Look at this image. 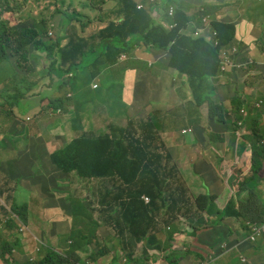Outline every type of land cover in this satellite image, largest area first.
<instances>
[{
    "label": "crops",
    "instance_id": "1",
    "mask_svg": "<svg viewBox=\"0 0 264 264\" xmlns=\"http://www.w3.org/2000/svg\"><path fill=\"white\" fill-rule=\"evenodd\" d=\"M39 1L50 2V0ZM71 1L68 0V5H72ZM183 1L189 6L187 15L192 19L190 29L195 25V28L200 30L201 17L193 13L196 11L193 7L200 4L199 0ZM213 1L221 5H230L234 2L230 5L233 6V10L226 15L221 12L220 16L222 21L233 23L236 27L235 40L230 44V48L226 47L233 66L227 70L229 75L222 76L221 82L211 81L215 84L212 101L220 103L225 110H230L225 122L211 120L208 110L196 104L188 77L179 76V72L170 67L171 57L166 56L167 50L146 46L141 43L142 41L136 42V38H132L134 44L131 51L123 52L114 62L104 59L102 63V66H108L109 69L112 67L113 70L119 66L116 70L117 80L102 84L98 88L93 84L97 83L96 79L102 76L101 73L92 80L90 75L84 77L83 83H79L76 77L73 83L74 89L67 96L69 105L63 111L54 113L47 103L40 113L31 108L27 109L24 113L25 117H17L14 123L0 117L1 205H6L8 210L17 206L23 208L24 213H27L29 226L34 229V223L42 227L38 234L42 246L50 245L48 241L53 238L57 226L63 225L66 228L58 231L54 239L65 250L66 243L61 242L60 239L71 234L77 219L74 214L81 213L83 208L86 212L94 208L97 211L96 219L104 214L99 221V228L96 229L95 224L86 214L93 233L89 235L87 232L89 227H87V237L77 239L74 236L80 249L77 254L70 255L69 259L78 261L79 264H94L99 258V252L112 256V258L109 256L111 260L108 264H114L123 258H126V264H147L148 261L150 264H264V233L257 241H251L253 229L259 227L264 220L259 222L244 217L224 216L231 200L237 202V210L240 208V203H244L242 206L245 211L252 208L251 210L255 212L261 210L260 202L264 201L262 173L255 191L246 189L238 194L239 181L251 175L254 143L252 128L248 124H245L239 132H235L236 127L230 123L234 118L233 109L237 98L241 100L243 98V102L253 105L251 110L244 108L246 116L247 112H251L250 115L254 118L253 127L260 131L264 129V109H261L264 105V93L261 94V91L264 92V27L262 26L264 9L258 12L261 24H256L249 20L252 12H248V9H251V4H246V13L240 11L245 0ZM83 2L88 7V0ZM201 2L211 3L206 0ZM216 6L219 9V6ZM206 7L215 6L208 4ZM23 8L22 13L15 12L10 17L12 25L15 14L17 22L27 21L23 23V27H29L27 17L29 13H33V9L26 10L24 5ZM50 9L51 12H45L48 21L47 31L54 29L57 33L62 32L60 36L73 35L71 17L64 13L56 15L59 11L56 4L55 8L50 5ZM86 12L93 17L91 11L86 9ZM52 16L55 18L51 20ZM197 16L200 18L198 19ZM57 19H61V22L58 23ZM109 21L105 19L101 27ZM99 29L91 26L88 34L93 37ZM238 32L242 34V39L238 43L240 51L233 53ZM67 41L68 39H65L62 45ZM122 55L128 59L123 69L119 61ZM219 58L221 59L220 53ZM258 71L260 75L256 74ZM229 76L235 80L227 82ZM254 76H256L254 79H248L246 85L242 84L245 79ZM48 84L49 82L46 81L44 86L41 85L37 93L51 94L52 91L46 89ZM92 85L98 89H94ZM205 105L208 107V104ZM187 108L195 117L194 120L184 117L177 119V128L174 131L169 127L173 119L156 126L158 139L166 148L165 157L167 155L171 157L170 163L177 167L182 180L180 189L177 186L172 189L173 196H170V200L175 203L181 194L185 209L177 205L175 211L167 213L166 209L156 208L152 203L148 205L145 203V207L140 209L131 208L130 211L135 214V222L130 228L138 226L139 234L143 235L145 232L146 234L133 236L126 231L124 238L128 251L140 254L128 258L120 240L114 241L118 246L112 248H109L107 243L110 240V233L106 221L118 220L120 223L123 221L121 214H117L115 210L120 208V205L128 207L125 198L119 199L117 203H102L101 206L97 204L99 201L95 200L99 191L92 186L80 187V183L73 195L67 199L59 198L63 185L67 187L70 185L68 178L76 176L74 174L69 176L57 170L49 156L52 152L65 147L75 133H86V126L78 120L85 111L99 110V115H96L102 119L103 133H106L110 131L111 126L128 127L130 120H148L156 116V120L161 121L166 116L174 118V115L177 118L182 110L187 111ZM66 116L73 119L74 130L67 131L64 126ZM95 121L96 116L93 117V123ZM107 184L108 187L101 190L103 197L112 189L109 182ZM81 196H88L89 203L80 205L78 202ZM100 208L104 211L101 214L98 213ZM0 214L7 215L6 211L1 209ZM147 231L149 234L146 237ZM154 237L158 246L156 250L152 246ZM97 238L100 239L102 246L97 245ZM27 239L25 237L23 240L26 248L34 244L33 241L27 242ZM105 245L109 250L104 248ZM19 253L28 258L26 253Z\"/></svg>",
    "mask_w": 264,
    "mask_h": 264
},
{
    "label": "trees",
    "instance_id": "2",
    "mask_svg": "<svg viewBox=\"0 0 264 264\" xmlns=\"http://www.w3.org/2000/svg\"><path fill=\"white\" fill-rule=\"evenodd\" d=\"M13 1L0 0V117L5 121L14 123L17 117L24 118V113L29 108L40 113L47 103L52 112L63 111L69 105L67 96L74 89L76 77L79 83H83L84 77L89 75L91 80L97 78L101 73L103 57L114 62L123 52L131 51L134 44L132 38H136V42L142 41L146 46L167 50L171 54L170 67L178 71L179 76L188 77L196 104L208 110L211 120L226 121L228 111L220 103L212 101V98L215 93L214 83L220 81L222 63L219 58L220 50L235 40L236 27L235 24L220 19L221 11L217 6L200 9V12L208 17L210 30L217 33L219 46L215 47L210 40L196 37L197 28L190 29L192 19L190 20L187 15L189 6L185 5L183 0H156L152 7L149 4L141 10H138L133 0H112L107 9L105 6L108 0H88V7L83 0H72V5L67 6L61 4L63 0H50L52 8H55L56 4L59 12L71 17L74 27L73 35L57 36L55 40L48 37L45 7L42 15H29L35 19L29 20L31 21L29 27H23V23L27 21L17 22L15 14L12 25L6 14L11 13L12 16L13 13L19 12L13 7ZM248 1L249 4L255 5L251 6L248 12L255 13L264 9V0ZM86 9L92 12L93 17ZM171 9L174 10L173 18L169 15ZM157 14L161 20L175 25L169 30L165 29L153 18ZM105 19L110 21L101 27ZM249 20L261 24L252 13ZM91 26H95L96 29L101 27L93 37L88 34ZM65 39L68 41L62 45ZM46 59L51 61L48 66L44 61ZM213 80L214 83L211 82ZM46 81L49 82L46 89H50L52 93H37ZM237 99L233 109L234 125L242 120L241 110L244 107L249 110L253 108V105L243 102V98ZM205 104H208V107ZM250 114L251 112H247V118L243 116V120L252 128L254 147L251 175L239 181L238 194L246 189L255 191V188H258L264 160V146L260 145L264 140V129L260 131L253 127L254 118ZM182 117L191 120L195 118L187 108V111L183 109L177 118L174 115V118L166 116L161 121L156 120V116L148 120H130L128 127L111 126L110 131L99 135L85 133L49 156L56 169L62 173L74 174L83 182L88 179L89 181L85 182L86 186H92L99 191L95 197V200L99 201L97 204L117 203L119 199L125 198L128 207L120 205V208L115 210L117 214H121L123 221L120 223L118 220H109L106 223L110 235L114 237V241L120 240L128 258L140 254L128 251L124 238L126 231L133 236L146 234L145 232L140 235L138 226L130 228L135 222V214L130 211L131 208L145 207L143 198L147 197L154 207L164 208L167 213L175 211L178 206L185 209L181 194L175 203L170 200V196H173L172 189L175 186L180 189L182 180L177 167L170 163L171 157L168 155V158L165 157L166 148L159 141V133L156 131L157 124H165L170 119L173 120L169 127L174 131L177 128V119ZM136 123L138 125H135ZM108 182L112 189L103 197L101 190L108 187ZM78 203L88 204L89 197L81 196ZM236 203L234 200L228 203L224 216L244 217L259 222L264 220V201L260 202L261 210L256 212L251 210L252 208L245 211L242 206L244 203H240L237 210ZM0 209L6 211L9 216L7 229L12 232L11 237L6 238L0 231V247L6 263L16 264L15 251L22 252V246L26 250L27 248L23 244L25 238L23 235H20L21 239H17L16 229L19 225L12 215L17 213L27 221V213L19 206L8 210L1 205V199ZM103 212L102 208L98 211L99 214ZM96 213L94 208L87 212L83 208L81 213L74 214L77 219L71 234L60 239L66 243L64 250L66 256L49 252L50 248H45L48 250H43L38 259L28 254L24 264H72L69 256L77 254L80 249L75 238L84 239L88 234L91 235L93 233L91 222L95 224L96 229L100 226L99 221L104 214L96 219ZM86 214L89 215L91 222L87 220ZM148 234L147 231L146 237ZM96 243L102 246L99 238ZM104 248L109 250L107 245ZM147 264H150V261Z\"/></svg>",
    "mask_w": 264,
    "mask_h": 264
},
{
    "label": "rangeland",
    "instance_id": "3",
    "mask_svg": "<svg viewBox=\"0 0 264 264\" xmlns=\"http://www.w3.org/2000/svg\"><path fill=\"white\" fill-rule=\"evenodd\" d=\"M206 1L211 2V3L202 4L201 0H199L200 4H198V6L195 5L193 7V10H194V8L196 10V11H193V13L196 14V15H199L202 18V23H201V26H200V30H202L203 32L200 35V34H198V31H197L196 37H198V38H206V39L210 40L211 42H213L214 39H215V36H214V32L215 31H211L210 30L209 23L208 24H205L204 23V19H208V17L205 16L203 14V12L200 13V9H202L203 7L205 8L206 5H208V4H213L214 6L218 5L220 11L222 12V14L223 15H226L230 11L233 10V6H230V5L233 4L234 2H231L230 5H224V4L221 5L218 2L213 1V0H210V1L209 0H206ZM144 2H145L146 5H148V3H147L146 0ZM155 3H156V1L151 4V7ZM244 3L241 5L240 11L243 12V13H246V11H247V5L246 4H249V1L248 0H245ZM61 4L64 5V6H67L68 5V0H63V3H61ZM110 4H111V1L108 0L107 5L105 6V9H107L110 6ZM12 5H13V7L16 10H19L20 13H22L24 11L23 5H24V7H25L26 10L33 9V13H29V15L31 14L33 16H36L37 14L42 15L43 12H44L43 11V8L44 7H45V10L47 12H51L52 11L50 9V5H52L51 2L45 3L43 1V2L40 3L39 0H14L12 2ZM190 5L192 6V4H190ZM196 6H197V8H196ZM251 6L254 7V4H251ZM234 10L238 11V9H234ZM61 13L62 12H59L58 11V13L56 15H60ZM198 13H200V14H198ZM158 14L156 16H153V18L156 20V22H159L165 29L169 30L172 27V25H175L174 23L173 24H170V22H166V21L161 20L159 18L160 15H158ZM6 15H7L6 17H8V18L11 17V13L6 14ZM29 15L27 17V20L28 21L31 20V18H32ZM56 15H54V16H56ZM252 15L254 17H257L258 18V15H259L258 14V11L255 12V13L252 12ZM54 16L51 17V20L53 18H55ZM173 16H174V14L171 16V18H173ZM200 17H198V19ZM15 18H16V16H15ZM94 19L96 20V18H94ZM190 20H191V18H190ZM57 22L60 23L61 22V19H57ZM28 24L30 25L31 24V21H29ZM262 26L264 27V23L262 24ZM191 28L194 29L195 28V25H192ZM51 31H52V33L49 34L48 37L50 39H52V40H55L57 38V35L58 36L62 35V32L61 31L59 33H57L56 31H54V29L51 30ZM237 35H238V38H237L236 44L235 45L232 44V45H234V47L232 49V52L233 53H236V52L240 51L238 49V43L242 39V34L240 32H238ZM141 43L144 44L143 42H141ZM230 47H231V45H228L227 46V48H230ZM166 56L167 57L168 56L171 57L168 52L166 53ZM104 59H105V57H103V60ZM44 61L47 64V66L51 64V61L50 60H47L46 59ZM119 61L121 62L120 67L123 69L124 68V64L128 61V59L124 55H122L120 57ZM118 69H119V66H116V70H118ZM228 69H229V67H228ZM116 70H113L112 67L109 69L108 66H102V68H101V74H102V76L98 77V79H96L97 80L96 81L97 83H94L93 85H96L99 88L100 86H102V84H106L108 82L117 80L118 79V74H117V71ZM256 74L260 75V72L258 71V72H256ZM225 75H229V74H225ZM255 77L256 76H254L252 78L251 77H248L247 79H245L246 81L243 82L242 84L243 85H246L247 82H248V79H254ZM263 77H264V71H263ZM234 80L235 79H231L230 76H229L227 82H231V81H234ZM219 82H221V78H220V81ZM93 85H92V87H93ZM98 88H94V89H98ZM261 90H259V91H261ZM116 93H118V91ZM263 93L264 92L261 91V94H263ZM90 108H92V107H90ZM261 109H264V105H262V108ZM228 111H230V110H228ZM205 112L207 113V111H205ZM96 114L99 115V110L91 109L89 111H85L84 113H81V116H79V117L77 115L78 120H80V122L84 126H86L85 131L88 134H94V135L103 134V131L104 130H103V125L101 124L102 123V119H100V116H97ZM94 116H96V121L93 123V117ZM226 117H228V114H227ZM233 120H234V118L231 119V122H230L231 124L234 122ZM50 122H52V121H50ZM244 122L246 123V121H244ZM74 124L75 123H74L73 119H70V117L68 118V116H66L64 126L66 127L67 131L74 130L75 129L74 128ZM83 134H85V133H83V132H77V133H75L73 135V139L79 138V137L83 136ZM43 169H45V168H43ZM261 173L264 174V160L262 161V170H261ZM68 181L70 182L69 187L63 185V187L61 188V194L59 195V198H61V199H67L70 195H73L77 191L78 184L79 183H80L79 184L80 187H84L85 185H87L85 182H87L89 180L88 179H85L84 182H83L78 177L70 176V178H68ZM83 190H85V189H83ZM5 207H6V205H5ZM7 217H9V216L0 214V227L2 228V229H0V231H2L3 235L6 238H10L11 235H12V232H11V230H8L7 229V224H8V221L10 220V218H7ZM12 217L14 218V221L19 225V228L16 229L17 239H21L20 235H23L24 237H27L28 238L27 239V242L33 241V243H34L33 245L28 246L27 247V250L24 249L23 246H22V250L21 251L23 253H26L27 255L28 254H32L36 259H38L39 256L41 255V253H43V250L44 251H47L48 250V249L46 250L45 248H50L49 252L51 251V252H55V253L61 254L63 256H66L65 253H64V251H63L64 250V247L62 245H59L58 243H56V241L54 239L56 233L58 231H63L66 227H64L63 225L60 226V227L57 226V230L53 234V238L52 239H49V241H48L51 244L48 245V246H42L39 243V242H42V241L40 240V238L38 236V234L41 231L40 229L42 227H40L39 225H36V224L33 223L34 229H32L29 226V224H28V220L27 221H24L23 218L19 214H17V213H13ZM31 221H32V219H31ZM69 224H70V222H69ZM103 230L105 231V229H103ZM109 239L110 240L107 241V243H109V248H112V247H114L116 245L118 246V243L117 242H114V237L112 235L109 236ZM137 241L140 242V240H137ZM152 243H153L152 246L155 248V250L158 249L157 241H156V238L155 237L152 239ZM2 253H3V250L0 247V263L7 264L6 261H5V259H4V257H3V254ZM98 254H99L98 255L99 258H98V260L94 264H108L110 262L111 258H112L111 255H105L103 252H99ZM109 256H111V258ZM116 256L118 257V253L116 254ZM15 257H16V259H15L16 264H24L25 261L27 260V257L26 256H23L21 253H19L17 251H15ZM30 257H32V256H30ZM69 261L72 264H79L78 261H71V259ZM114 264H126V258H123V260L117 261Z\"/></svg>",
    "mask_w": 264,
    "mask_h": 264
},
{
    "label": "built area",
    "instance_id": "4",
    "mask_svg": "<svg viewBox=\"0 0 264 264\" xmlns=\"http://www.w3.org/2000/svg\"><path fill=\"white\" fill-rule=\"evenodd\" d=\"M144 1L145 0H136L135 1L138 10H141V9H144V8L147 7V5L145 4ZM146 1H147L148 5H149V4L154 3L156 0H146ZM173 14H174V10L171 9L169 15L172 16ZM204 23L208 24L207 19H204ZM202 32H203L202 30H198V34L201 35ZM214 36H215V39H214L213 42H214L215 46H219V41L216 39V37H217V33L216 32H214ZM220 57H221V60H222L221 70H222V72H225V71H227V67L229 65H231V60H229V56L227 55V52H226L225 49L220 50ZM241 115L246 117L245 109L241 110ZM239 124H242V123L240 122ZM262 145H264V141L262 142ZM145 201L147 203L150 202L148 198H145ZM263 232H264V223L261 224L259 227L254 228V234L251 237V239H252L251 241H255L256 238L259 237Z\"/></svg>",
    "mask_w": 264,
    "mask_h": 264
},
{
    "label": "clouds",
    "instance_id": "5",
    "mask_svg": "<svg viewBox=\"0 0 264 264\" xmlns=\"http://www.w3.org/2000/svg\"><path fill=\"white\" fill-rule=\"evenodd\" d=\"M133 1L135 2L136 0H133ZM201 11H202V10H201ZM200 13H201V12H200ZM51 33H52V31L49 32V34H51ZM212 43L214 44V42H212ZM214 45H215V44H214ZM215 47H218V46H215ZM223 49L226 50V47L223 48ZM223 49H222V50H223ZM221 61H222V60H221ZM231 66H233V65L231 64V65H229L228 67H231ZM221 67H222V63H221ZM221 67H220V78H222V76L225 75V74H229V71L222 72ZM228 67H227V70H228ZM244 108H245V107H244ZM244 108H243V109H244ZM243 109H242V110H243ZM241 117H242V120L239 121V122L237 123V125H234V124H233L234 127H236L235 132H239L241 129H243V128L245 127V124H246V123L244 122V120H243V116H242V115H241ZM245 118H247V116H246ZM28 120H30V118H28ZM240 122H241L242 124H239ZM263 141H264V140H263ZM263 141H262V142H263ZM262 142L260 143V145H262ZM262 146H264V145H262ZM145 198H147V197H144V198H143L144 201H145ZM148 199H149V198H148ZM149 201H150V199H149ZM145 203H147V202L145 201ZM150 203H151V201H150L149 203H147V204H150ZM263 223H264V222H262V223H260V224H263ZM256 225H258V224H256ZM263 233H264V232H263ZM263 233H262V234H263ZM253 234H254V229H253L252 236H253ZM262 234H261V235H262ZM261 235H260L259 237H257L255 241H257V240L261 237ZM252 236H251V237H252ZM251 240H252V239H251ZM17 252H18V251H17Z\"/></svg>",
    "mask_w": 264,
    "mask_h": 264
}]
</instances>
